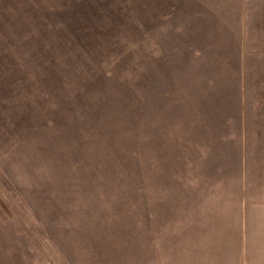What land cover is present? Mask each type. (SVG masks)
Masks as SVG:
<instances>
[{
  "label": "rangeland",
  "instance_id": "rangeland-1",
  "mask_svg": "<svg viewBox=\"0 0 264 264\" xmlns=\"http://www.w3.org/2000/svg\"><path fill=\"white\" fill-rule=\"evenodd\" d=\"M170 1L0 0V264H264L260 118L192 107Z\"/></svg>",
  "mask_w": 264,
  "mask_h": 264
},
{
  "label": "crops",
  "instance_id": "crops-1",
  "mask_svg": "<svg viewBox=\"0 0 264 264\" xmlns=\"http://www.w3.org/2000/svg\"><path fill=\"white\" fill-rule=\"evenodd\" d=\"M166 12L168 22L172 15L178 19L174 67L206 101L192 107L238 125L245 124L246 111L255 110L264 133V0H173Z\"/></svg>",
  "mask_w": 264,
  "mask_h": 264
}]
</instances>
